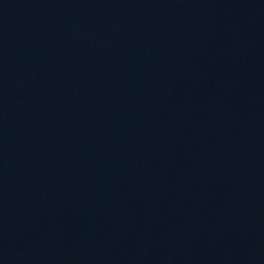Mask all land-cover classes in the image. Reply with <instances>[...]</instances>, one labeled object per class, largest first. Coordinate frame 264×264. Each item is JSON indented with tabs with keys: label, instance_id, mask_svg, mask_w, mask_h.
<instances>
[{
	"label": "water",
	"instance_id": "obj_1",
	"mask_svg": "<svg viewBox=\"0 0 264 264\" xmlns=\"http://www.w3.org/2000/svg\"><path fill=\"white\" fill-rule=\"evenodd\" d=\"M0 264H264V0H0Z\"/></svg>",
	"mask_w": 264,
	"mask_h": 264
}]
</instances>
